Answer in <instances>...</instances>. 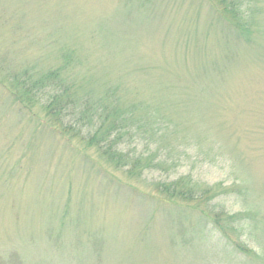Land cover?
Wrapping results in <instances>:
<instances>
[{"label": "rangeland", "instance_id": "rangeland-1", "mask_svg": "<svg viewBox=\"0 0 264 264\" xmlns=\"http://www.w3.org/2000/svg\"><path fill=\"white\" fill-rule=\"evenodd\" d=\"M247 1L250 44L210 0H0V78L65 65L81 97L137 106L123 149L158 164L130 176L0 86V264H264V0ZM179 177L216 188L252 262L162 202L152 182Z\"/></svg>", "mask_w": 264, "mask_h": 264}, {"label": "trees", "instance_id": "trees-1", "mask_svg": "<svg viewBox=\"0 0 264 264\" xmlns=\"http://www.w3.org/2000/svg\"><path fill=\"white\" fill-rule=\"evenodd\" d=\"M247 2L210 0L218 20L225 23L229 35L250 44L256 37L254 29L257 22L255 11ZM9 71L11 69L4 67L0 86L8 90L11 99L21 107L19 112L23 113L24 110L35 116L31 113L32 106L42 105L45 115L39 117L51 131L67 141H76L96 149L107 163L114 164L116 169H123L130 176H140L152 165H158L153 161L145 163L141 158L123 149V144H131L134 137L139 135L138 130L144 129L141 118L135 115L137 106L133 105L124 110L119 106L116 97L115 105L106 104L104 100L98 103L97 97L92 93L81 97L78 83L65 73V65L38 75H33L28 70L14 74H9ZM108 95L110 94L107 93ZM152 186L163 203L179 204L200 213L247 262H252L258 255L248 246L228 236L221 222L231 219V215H228L223 206L219 207L212 202L218 195V192L213 190L216 188L187 177L155 180Z\"/></svg>", "mask_w": 264, "mask_h": 264}]
</instances>
